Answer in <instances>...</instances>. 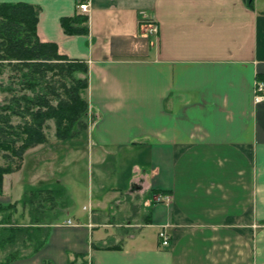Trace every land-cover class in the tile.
I'll return each mask as SVG.
<instances>
[{
	"label": "crops",
	"instance_id": "1",
	"mask_svg": "<svg viewBox=\"0 0 264 264\" xmlns=\"http://www.w3.org/2000/svg\"><path fill=\"white\" fill-rule=\"evenodd\" d=\"M1 2L38 6L39 39L87 64V162L99 171L86 219L59 223L55 215L74 200L54 167L41 168L45 146L59 147L26 150L4 175L0 236L35 219L49 232L36 253L10 264H264V99L254 97L256 80L264 81V7L91 0L87 32L68 35L60 20L78 13L75 0ZM149 24L157 33H147ZM26 186L49 192L21 202ZM160 193L171 202H157ZM96 228L103 238L91 240Z\"/></svg>",
	"mask_w": 264,
	"mask_h": 264
},
{
	"label": "trees",
	"instance_id": "2",
	"mask_svg": "<svg viewBox=\"0 0 264 264\" xmlns=\"http://www.w3.org/2000/svg\"><path fill=\"white\" fill-rule=\"evenodd\" d=\"M245 1L253 8L254 0ZM38 17L39 7L34 4L0 3V76L8 73L5 83L0 81L5 95L0 103V157L5 161L0 162V194L4 175L20 167L26 150L49 142L50 121L58 143L82 149L88 141L87 64L60 54L53 42H42L37 35ZM86 22L87 16L77 13L62 17L60 25L65 34L73 35L86 33ZM53 189L64 196L60 184ZM25 191L28 196L21 202L38 203L39 194L49 188L26 186ZM31 224L3 228L0 252L6 254L0 264L34 254L45 245L49 229L39 219ZM13 244L23 247L9 250Z\"/></svg>",
	"mask_w": 264,
	"mask_h": 264
},
{
	"label": "rangeland",
	"instance_id": "3",
	"mask_svg": "<svg viewBox=\"0 0 264 264\" xmlns=\"http://www.w3.org/2000/svg\"><path fill=\"white\" fill-rule=\"evenodd\" d=\"M256 1H257V6L259 8L264 7V0H256ZM7 74L8 73L6 72L2 76H0V81H3V83H5ZM4 96L5 95L0 92V103L3 101ZM88 118H89L88 121H90L91 117L89 116V112H88ZM13 121L17 122L18 120L14 119ZM91 122L92 120L90 121V123ZM49 123L51 127L46 132L48 135V139L49 141H54L53 143L56 144V147L59 148L57 151H55L52 149L53 145H51V148H49L47 145L45 146L46 147L45 154L46 156H49V158L42 163L41 168L48 171L50 167H54L53 169H55L54 170L55 174L59 176V178L62 180L63 186L67 188L68 193L71 196L70 200H74V204L73 206H71L73 207L72 208L73 210L72 209L69 210L68 214L66 213V211H59L55 215V217L58 216L57 221L59 223L66 218H70L73 221H83L86 219L88 214V210L83 209V206L88 207L89 204L88 192L92 190V195L94 197L98 194L97 181L94 175L92 178L93 172L96 174L99 173L98 167L93 165L90 166L91 164L87 162V149L89 148V145L87 143L84 145L83 149H79V150L70 149L68 148L67 145H62L58 143L55 137L53 121H50ZM0 162L1 163L5 162L2 157H0ZM109 180L110 179H108V182H110ZM15 189H16V193H14V195L19 194L18 196H20V194H22L23 191L22 186L21 185L14 186L13 192L15 191ZM21 199L23 200L24 197H22ZM117 229L118 228H116V231ZM95 231L96 233H93L92 236L91 235L88 236L91 240H99L103 236V233H100L103 230L96 228ZM0 254L5 255L6 251L0 252ZM2 259L3 256H0V260Z\"/></svg>",
	"mask_w": 264,
	"mask_h": 264
},
{
	"label": "built area",
	"instance_id": "4",
	"mask_svg": "<svg viewBox=\"0 0 264 264\" xmlns=\"http://www.w3.org/2000/svg\"><path fill=\"white\" fill-rule=\"evenodd\" d=\"M76 1V8L77 10L84 14L89 15L90 9H91V0H75ZM158 28L157 25H150L147 28V33H157ZM254 97L256 102H260L264 99V81L262 80H256L255 86H254ZM157 202L161 203H169L172 200V196L170 194H159L156 197ZM167 225H162L160 230L158 231V237L160 239V244L163 247H167L170 244L171 236L168 233L166 229Z\"/></svg>",
	"mask_w": 264,
	"mask_h": 264
}]
</instances>
